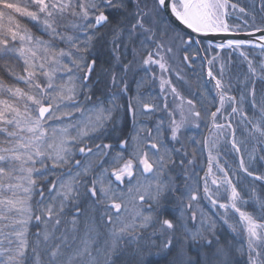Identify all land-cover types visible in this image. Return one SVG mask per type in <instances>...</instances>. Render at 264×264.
Masks as SVG:
<instances>
[{"label": "snow or ice", "instance_id": "snow-or-ice-1", "mask_svg": "<svg viewBox=\"0 0 264 264\" xmlns=\"http://www.w3.org/2000/svg\"><path fill=\"white\" fill-rule=\"evenodd\" d=\"M232 13L259 43L215 45L238 51L247 71L225 80L224 64L220 78L209 68L219 107L202 116L164 75L183 79L174 65L191 67L200 48L189 50L201 43L169 16L207 35L239 31L228 23ZM246 45L260 59L249 58ZM0 61L17 81L0 77V264H264V0H0ZM157 78L161 93L179 100L175 108L167 95L162 104L146 98ZM234 88L238 95H229ZM206 117L232 130L235 152L251 145L239 160L247 190L218 162L223 176L212 174L211 152L205 176L195 172L196 149H188L198 142L184 130ZM209 175L217 193L230 189L227 202ZM201 179L203 198L223 212L197 216Z\"/></svg>", "mask_w": 264, "mask_h": 264}, {"label": "rangeland", "instance_id": "rangeland-1", "mask_svg": "<svg viewBox=\"0 0 264 264\" xmlns=\"http://www.w3.org/2000/svg\"><path fill=\"white\" fill-rule=\"evenodd\" d=\"M16 2V0H13ZM18 2L23 6L25 0H18ZM232 2H237V0H232ZM250 0H239L241 6H246ZM231 12V9L229 10ZM18 20L28 28L32 30L35 35H41L39 28L35 25V22L30 21L27 17H21L19 14L13 13ZM228 23L231 27H235L236 25L240 26L239 31H248L243 25L241 19L236 18V14L232 13L228 18ZM67 22V21H65ZM47 39V37H44ZM202 41L200 45H193V47L189 50V55H192L196 48H200L199 55L196 56L195 63L191 67L185 66L181 60H177L174 67L179 65L183 71L181 72V76L183 79H179L175 72L166 73L164 74L167 78H170L172 81L173 86L177 88V91L180 93L182 97L187 99H193L196 103L197 109L201 111L202 116L205 114V108H207L208 112L215 111L216 107H219V97L217 95V90L215 89V81L214 79H208L206 75V66L207 63L205 62L203 55H205L207 61L216 57L217 60L208 67L211 68L213 71V75L217 78H220V66L221 64L225 65L224 71V79L227 80L230 76L234 77L237 71L233 74H229L227 72V64L228 60L231 59V54L227 53V49H218L215 47L216 44L206 43L203 44ZM197 46V47H196ZM204 49H208L204 51ZM239 53V52H238ZM237 53V54H238ZM182 55V54H181ZM255 55V56H254ZM253 56H249V58L253 59H260L259 52L254 53ZM239 56V54H238ZM241 58V57H240ZM157 70V77H159L160 72L159 69ZM216 73L218 75H216ZM140 75H145L141 73ZM148 75H151L150 73ZM16 84L17 82L13 80ZM12 81V84L14 83ZM18 86L23 87V83L20 82ZM133 88L135 85L133 84ZM235 89V88H234ZM234 89L229 93V95H234ZM146 94V98H148L151 102L154 103H163L162 97L167 95V102L170 108H175L176 104L179 103V100H176L175 97L170 93V89L166 88L165 93H161L159 87V78L155 81H149L147 86L144 89ZM99 95V93H98ZM247 108V105H245ZM226 112L224 116H227V112L231 111V108L228 105H225ZM78 115V114H77ZM159 115H165V113H158ZM177 119L179 116L177 115ZM217 123L225 124L229 122L222 116H218ZM199 127H195L194 125H189L185 130V138L191 141H197L198 143H189V153H191L192 149H196L195 155V162H194V170L198 173L200 178L205 176V173L208 172L209 168V153L211 152L212 156L216 157V160L212 161V174L215 175L218 179L223 176V173L219 171L217 166V162L219 163L220 167H224L226 171H228L230 178L232 179L233 183L237 185L239 189H246L248 185L251 183V178L247 177L246 174L239 169V160L241 156H244L245 160H247V153L251 150V145L248 146L246 149L243 145H239L241 147V151L239 153L235 152L231 145L232 140V130L225 127L222 130L215 129L212 126V122L210 117H206L198 121ZM233 128L236 130V139L238 141L243 140V133H242V126L239 125V117L233 118L231 120ZM205 139L208 140V144L205 145ZM216 140L217 144L216 147H212V141ZM189 159H192V156L189 155ZM259 167V165H257ZM264 171V169H261ZM212 175L208 176V182L210 189L217 194L220 202H227V197L230 196V189L226 191V186H221L217 193V189L215 185L211 184ZM200 191L198 196L200 199L198 202H193L194 207L193 210L197 212V216L201 212L205 213L208 216H213V214L217 212H223V210L213 207L210 201L207 198H203V180H200ZM247 197H245L246 199ZM241 210L251 211V207L248 205H239ZM233 216V219L238 220V215L233 211L229 213ZM34 230V229H33ZM241 264H243V258H241Z\"/></svg>", "mask_w": 264, "mask_h": 264}, {"label": "water", "instance_id": "water-1", "mask_svg": "<svg viewBox=\"0 0 264 264\" xmlns=\"http://www.w3.org/2000/svg\"><path fill=\"white\" fill-rule=\"evenodd\" d=\"M169 19H171L172 22L176 25V27L178 29L182 30L183 32H187V33L191 34L195 39H198L200 41H205V42H208L211 44L226 43V41L228 39H245V40L250 39L253 41V43H259V41L256 40L255 36L249 37L247 35V32L249 30L248 31H234V32H229V33H209L207 35H201V34L191 33V30H189L185 26L181 25L178 21H175L174 17L169 16ZM246 46L252 47L251 45H246ZM202 55H203L205 62L207 63V59H206L205 55L204 54H202ZM208 70H209V67H208V63H207L206 75H207L208 79H211V77H209L207 74Z\"/></svg>", "mask_w": 264, "mask_h": 264}, {"label": "trees", "instance_id": "trees-1", "mask_svg": "<svg viewBox=\"0 0 264 264\" xmlns=\"http://www.w3.org/2000/svg\"><path fill=\"white\" fill-rule=\"evenodd\" d=\"M206 43L207 42L202 41V46H204L203 44H206ZM242 50L247 52L249 56H253L254 53L260 52V50L258 48H253V47H249V46H245L244 49H242ZM227 53L231 54V59L228 60L229 64H227V72L230 75L233 74V76H234V73L236 71L237 72H246L247 71V65H246V63H242L241 62L242 58H240L238 56V54H239L238 51L237 52H233L232 50L227 49ZM19 63H22V62H19ZM2 65H3V62L0 61V77H2L5 80L6 83L12 84V81L15 80V79L12 76L9 75L8 71L4 70ZM17 71H20L19 67H17ZM216 75H218V74L216 73ZM13 84H16V83L14 82ZM257 87L258 88L260 87L259 83L257 84ZM233 94L234 95H238L236 89H234V93Z\"/></svg>", "mask_w": 264, "mask_h": 264}, {"label": "flooded vegetation", "instance_id": "flooded-vegetation-1", "mask_svg": "<svg viewBox=\"0 0 264 264\" xmlns=\"http://www.w3.org/2000/svg\"><path fill=\"white\" fill-rule=\"evenodd\" d=\"M226 202V201H225ZM239 206V205H238ZM238 215V213H236Z\"/></svg>", "mask_w": 264, "mask_h": 264}]
</instances>
